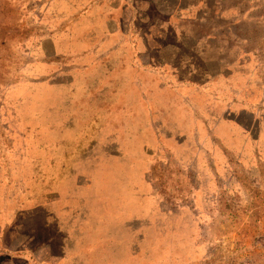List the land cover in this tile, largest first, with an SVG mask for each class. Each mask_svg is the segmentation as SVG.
<instances>
[{
  "label": "rangeland",
  "instance_id": "rangeland-1",
  "mask_svg": "<svg viewBox=\"0 0 264 264\" xmlns=\"http://www.w3.org/2000/svg\"><path fill=\"white\" fill-rule=\"evenodd\" d=\"M0 264H264V0H0Z\"/></svg>",
  "mask_w": 264,
  "mask_h": 264
},
{
  "label": "crops",
  "instance_id": "crops-1",
  "mask_svg": "<svg viewBox=\"0 0 264 264\" xmlns=\"http://www.w3.org/2000/svg\"><path fill=\"white\" fill-rule=\"evenodd\" d=\"M217 78H218V76H217Z\"/></svg>",
  "mask_w": 264,
  "mask_h": 264
}]
</instances>
